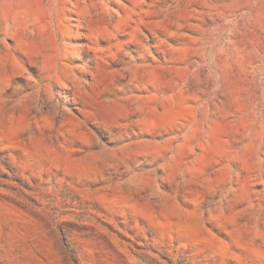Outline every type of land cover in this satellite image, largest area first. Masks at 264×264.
Here are the masks:
<instances>
[{
    "label": "rangeland",
    "instance_id": "1",
    "mask_svg": "<svg viewBox=\"0 0 264 264\" xmlns=\"http://www.w3.org/2000/svg\"><path fill=\"white\" fill-rule=\"evenodd\" d=\"M0 264H264V0H0Z\"/></svg>",
    "mask_w": 264,
    "mask_h": 264
}]
</instances>
